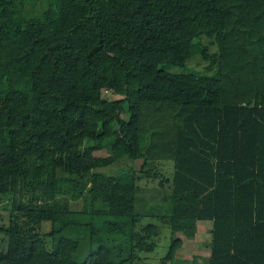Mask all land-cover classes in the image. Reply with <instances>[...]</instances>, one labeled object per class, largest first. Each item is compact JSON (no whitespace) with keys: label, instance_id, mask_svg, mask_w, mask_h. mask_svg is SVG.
Masks as SVG:
<instances>
[{"label":"trees","instance_id":"16d2710c","mask_svg":"<svg viewBox=\"0 0 264 264\" xmlns=\"http://www.w3.org/2000/svg\"><path fill=\"white\" fill-rule=\"evenodd\" d=\"M0 202V264H138L143 217L264 264V0H0Z\"/></svg>","mask_w":264,"mask_h":264},{"label":"rangeland","instance_id":"374dc122","mask_svg":"<svg viewBox=\"0 0 264 264\" xmlns=\"http://www.w3.org/2000/svg\"><path fill=\"white\" fill-rule=\"evenodd\" d=\"M41 9V6L38 4V10ZM204 43H206V40H203ZM215 47H212V50H214ZM206 63L202 62L199 58H194L188 63V66L184 68L174 66L171 68L172 71H180V72H195L198 74H206V72L203 71V68L205 67ZM218 68H215L211 75L217 76ZM114 94L111 92H108L109 97H113ZM109 150L102 149L99 151H94V155L99 156H106V154H109ZM142 163V158L137 160H131L128 157H122L118 161H116L113 164L107 165L105 168H102L104 172H108L111 174H114L118 172L120 168H125L129 165H132L135 169L140 168V164ZM174 162L172 160L170 161H163V162H156L153 166L154 169H158L159 171L163 172L166 177H170L172 175V170L174 167ZM141 185L147 186V190L145 189L144 194L146 197H149L152 195L151 189L157 187L158 180L155 179H147L143 177L141 179ZM168 186L169 183H166ZM5 203V202H4ZM4 203L0 202V226L3 224L8 225L9 221V210L5 207ZM72 206L79 207L80 201L74 200L72 202ZM167 221V220H166ZM164 220H157L155 217H143L142 222H153L160 226V234H158L155 237L156 247L153 249L152 252H142L139 253L142 257L141 260L138 261V264H193L194 260L197 259L199 264H209L210 261V240L212 235V223L208 220H202V222H199L200 224L197 227L196 233L193 235V237H186L183 233L180 231L177 233L176 237H180L182 240V243L178 246V249L175 252V259L170 260L167 259L166 254L169 249V245L171 242V228L168 223H166ZM44 228L46 231L50 230V224H45ZM175 237V236H174ZM6 236L4 233H0V251L3 250L6 247Z\"/></svg>","mask_w":264,"mask_h":264},{"label":"crops","instance_id":"0c3cea01","mask_svg":"<svg viewBox=\"0 0 264 264\" xmlns=\"http://www.w3.org/2000/svg\"><path fill=\"white\" fill-rule=\"evenodd\" d=\"M209 222L211 221V223H212V227H213V220H208ZM199 222H202V220H199L198 221V225L200 224ZM210 255V254H209ZM211 256V255H210Z\"/></svg>","mask_w":264,"mask_h":264}]
</instances>
